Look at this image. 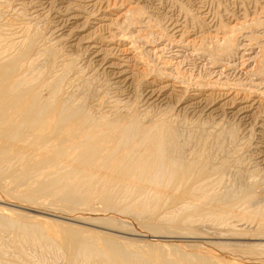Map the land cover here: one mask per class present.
<instances>
[{
	"label": "bare ground",
	"instance_id": "bare-ground-1",
	"mask_svg": "<svg viewBox=\"0 0 264 264\" xmlns=\"http://www.w3.org/2000/svg\"><path fill=\"white\" fill-rule=\"evenodd\" d=\"M10 1L0 0V204L21 210L0 206V264H31L6 245L44 239L65 264H264V42L246 59L256 82L228 73L238 33L264 29V0L253 2L260 16H217L218 27L180 6L170 36L132 0ZM140 22L162 34L145 47L168 36L211 78L186 79L177 57L151 65L156 47L142 53L133 39ZM130 230L156 241L117 236Z\"/></svg>",
	"mask_w": 264,
	"mask_h": 264
},
{
	"label": "rangeland",
	"instance_id": "rangeland-1",
	"mask_svg": "<svg viewBox=\"0 0 264 264\" xmlns=\"http://www.w3.org/2000/svg\"><path fill=\"white\" fill-rule=\"evenodd\" d=\"M12 2H13V0H11ZM10 1V2H11ZM133 2H135V3H138L139 2V4L138 5H140L139 7H141V6H143V7H145L150 13H149V15L150 14H152L153 16H154V19H156V20H159L158 22H160V24L159 25H161V26H163V29H164V27H166L167 28V31L165 30V32L164 33H168V35L170 36V33H171V35H173L175 32H171V29L173 28V26H171L172 25V23L175 21V20H177V19H179V12H180V6H182V7H187V8H185V9H187V10H189L190 9V11H194L195 10V13L197 12V10H199L200 11V14H199V16H201L202 15V17L205 15V14H207V15H205L206 16V19H205V21L208 23V24H210V26L211 25H216L217 27H218V24H219V21L221 20V18H222V21H224L223 19H227L225 22L227 23V24H229V23H232V24H234L233 22H230V21H228L229 19H228V15L231 13V14H233L232 16H237V18H239L240 17V19H241V21H245V20H250L249 18H251L250 16H252V14L255 12V13H257V14H253V16L255 17H258V16H260V14H261V12L258 10V9H256V7H258L259 8V5H260V3L258 4V5H256V3H253V2H255V0L253 1L252 0V2H250L251 0H241V1H243V4L241 3V1L240 0H222L223 1V3H222V1L221 0H211V1H209V0H176V3L177 4H175V3H173L171 0H132ZM214 2V4H212L213 2ZM218 1H220L221 2V4H219L218 5V3H220V2H218ZM259 1V0H258ZM11 2V3H12ZM226 2V3H225ZM234 2H235V4H237V5H235L234 4ZM237 2V3H236ZM248 2V3H247ZM256 2H257V0H256ZM217 3V4H216ZM201 4V5H200ZM245 4V5H244ZM252 4V5H251ZM220 5H223L222 7L220 6ZM227 5V6H226ZM240 5V6H239ZM45 6V5H44ZM47 6H49V5H47ZM221 8H220V7ZM238 6V7H237ZM254 6V7H253ZM204 9H202V8ZM210 7V8H209ZM224 7H226V9H227V11L229 12H227L226 11V13H225V10L226 9H224ZM250 7V8H249ZM50 8H51V6H50ZM189 8V9H188ZM199 8H201V9H199ZM220 8V9H219ZM244 8H246V10L247 11H244ZM207 11H206V10ZM209 9V10H208ZM232 9V10H231ZM224 10V11H223ZM234 10V11H233ZM242 10H243V12H242ZM252 10V11H251ZM204 11V12H203ZM209 11V12H208ZM231 11V12H230ZM154 12V13H153ZM206 12H208V13H206ZM211 12V13H210ZM220 13V15H218L219 13ZM246 13V14H243V13ZM260 12V13H259ZM204 15H203V14ZM222 13V14H221ZM240 13H242V14H240ZM250 14V15H248V14ZM210 16H209V15ZM217 14V15H216ZM223 14H227L226 16L225 15H223ZM231 14L229 15V16H231ZM240 14V15H239ZM214 15H215V18H214ZM243 15H245L246 17H249V18H244V16L242 17ZM258 15V16H257ZM217 16H221V18L220 17H217ZM223 16H224V18H223ZM253 17V18H254ZM218 18V19H217ZM244 18V19H243ZM210 19V20H209ZM252 19V18H251ZM212 20H213V22H212ZM216 20V21H215ZM143 22H148V21H143ZM153 22H155V21H153ZM157 22V21H156ZM140 23H142V22H140ZM140 23H138L137 24V27H138V29H135L134 30V35L136 36V34L138 33L139 35H137L136 37H133V39L134 38H136L134 41H135V45L139 48V51L140 52H144V53H146L147 51H149V50H152V49H154V47H156V51H157V53L153 56V54H152V52L150 53V51L148 52V53H146V60L148 61V62H150L151 63V61L150 60H152V62L154 61L155 62V60H159L158 62H160V59H175L176 57H177V60L179 61V62H181V69H183V71L186 73L185 75L187 76H185L186 77V79H188V78H200L201 80H203L204 79V81L205 80H207L208 79V77H210L211 78V76H209L210 74H211V72L210 71H213L212 69H211V66H210V64H207V62H205V60L201 57V56H199V55H191L192 53L189 51V50H185V49H183L182 47H180V46H176V45H174V44H172V43H170L171 41H169L168 40V36L166 37V35L163 37V38H165V39H162V40H156V42H154V43H152V47L151 46H148V48L147 47H145L146 46V39L147 40H150L149 38H148V36L149 37H151L154 33H155V38H160V37H162L161 35L162 34H158V32H155V31H150V30H152V27L154 26V25H156V23H152V24H148L149 26L147 27L148 28V30H147V28L146 27H144V23H142V28H140ZM250 23V22H249ZM151 25H153V26H151ZM168 26V27H167ZM170 26H171V28H170ZM136 27V28H137ZM190 27V26H189ZM146 28V29H145ZM165 28V29H166ZM168 28H170V30L168 29ZM142 29L144 30H146V32H145V30H144V33H145V35H144V33L142 32ZM192 29V28H191ZM257 29V28H256ZM254 30L253 31V29H250V31L248 30H245L246 31V33H248V34H246L245 32H240V33H238V35H237V39H236V43L234 44L235 46H234V48H236L237 47V45H238V48L241 46H243V45H245L244 47H242L241 49H245V51H243V50H241L240 48V51H236L237 53H235L233 56H232V58L230 59V61L232 60V63L233 64H231V65H235V67L234 68H232V70H231V72L229 71L228 73H229V75H230V77H232V79L231 78H229L232 82L234 81L235 82V80L236 81H238V79H240L239 81L241 82V81H243L244 83H248V82H256V79L251 75V73L252 72H250V71H253V62L251 63V62H247L246 61V59H248L249 58V56H255L256 54H257V52H258V50H256L257 49V47H258V45L259 44H262L263 42H264V29L263 28H259V29H257V30ZM67 30V29H66ZM141 31V32H136V31ZM213 30H214V28H213ZM79 31V30H78ZM88 31V30H87ZM136 32V33H135ZM160 32V31H159ZM194 31H192V33H193ZM249 32H250V35H249ZM252 32H256L257 34H255V37L257 38H255L254 36L252 37V39H251V33ZM78 34H74L75 36H78V35H86L87 34V32H85V30H84V32L83 31H79V32H77ZM151 33V34H150ZM143 34V36H146V37H143L142 36V38L143 39H145V40H141L142 38H141V35ZM133 35V36H134ZM179 35V34H178ZM246 35V36H245ZM261 37H260V36ZM138 36H139V40H138ZM177 36V35H176ZM259 36V37H258ZM172 37H174V36H172ZM172 37H170V38H172ZM249 37V38H248ZM77 37H73V39H76ZM244 38V39H243ZM249 40H252V41H250L251 43H252V45H250V44H248V42L247 41H249ZM260 38H261V40H260ZM72 39V40H73ZM151 39H152V37H151ZM167 39V40H166ZM174 39V38H173ZM257 40V41H256ZM259 40V41H258ZM140 41H142V42H140ZM255 41V42H254ZM144 42V43H143ZM257 42V43H256ZM259 43V44H258ZM139 44H141V45H139ZM250 45V48H248L249 46L248 45ZM145 45V46H144ZM248 47H247V46ZM256 45H257V47H256ZM251 46H253V47H251ZM254 47H255V49H254ZM141 48H142V51H141ZM143 48L145 49V50H143ZM148 50H147V49ZM251 48H252V50H251ZM168 49V50H167ZM81 50V49H80ZM79 49H77V50H75L74 51V53L75 54H78L79 52V54L78 55H80L81 53V55H82V57L84 56L83 54H86L87 55V53H84L82 50L80 51ZM250 50V51H249ZM78 51V52H77ZM249 51V52H248ZM242 52V54L244 55V53L245 52H247V53H245V57H244V59H243V56L242 55H240L239 53H241ZM149 54H151V56H148ZM159 54V55H158ZM239 54V55H238ZM115 55V54H114ZM165 55V56H164ZM167 55V56H166ZM116 56H118V55H116ZM148 56V57H147ZM252 56L250 57V58H252ZM157 57V58H156ZM173 57V58H172ZM242 57V58H241ZM84 58V60L85 61H87V58H86V56H84L83 57ZM150 58V59H149ZM160 58V59H159ZM200 58H202L201 60H199ZM91 58H89V60H90ZM242 59V60H241ZM81 59H77L76 60V64H79V61H80ZM177 60H175V61H177ZM184 60V61H183ZM91 61H94V59L93 60H91ZM174 61V60H173ZM188 61V62H187ZM242 61H244L246 64H242V63H244V62H242ZM151 63V65H153V64H155V63ZM234 63H238L237 64V66H236V64H234ZM183 64V65H182ZM242 64V66H240V65ZM82 64H80V66H81ZM250 65V66H249ZM183 66V67H182ZM195 66V67H194ZM252 66V67H251ZM185 67V68H184ZM241 67V68H240ZM246 67V68H245ZM251 67V68H250ZM238 68V69H237ZM247 68H249V69H247ZM204 69V70H203ZM250 69H252V70H250ZM217 71H220L221 70V68H218V69H216ZM247 70H249V71H247ZM246 71V72H245ZM235 72V73H234ZM240 72V74H238ZM201 73V74H200ZM231 73H232V75H231ZM99 74H100V72H99ZM244 74V75H243ZM192 75V76H191ZM207 75V76H206ZM196 76V77H195ZM202 76H203V78H202ZM216 77L217 75L216 74H214L213 75V77ZM234 76V77H233ZM249 76V77H248ZM248 77V78H247ZM253 77V78H252ZM193 78V79H194ZM236 78V79H235ZM250 78V79H249ZM242 79V80H241ZM248 79V80H247ZM248 81V82H247ZM251 82L250 83H248V84H251ZM176 96L174 97V99L172 98L171 100H170V102H171V105H172V107H174V110H176V105H177V102H176ZM173 109V108H172ZM232 110H227L226 111V113H230ZM210 112H208V114H209ZM213 115H210L209 116V118L211 119V118H213L212 117ZM231 116V115H230ZM231 120V122L233 123V121H235V120H233V117H232V119H230ZM255 122V121H254ZM254 122H252V124L251 125H253L254 124ZM249 123H251V121L249 122ZM248 123V124H249ZM205 135V134H204ZM203 135V136H204ZM251 144H253V141H251ZM252 149H251V147H249V146H247V148H245L244 149V151L246 152V154L247 153H249L248 151H251ZM0 206L1 207H7L8 209H13V210H15V211H19V210H21L20 208H16V207H14V206H12V205H1L0 204ZM27 213L29 214V215H35V216H42V215H40V214H38V213H35V212H29V210H27ZM44 218H48V220L49 221H58V222H60V223H64V225L65 224H68V225H71V226H75V227H81V228H83V229H86V230H93V232H95V233H97V234H100L101 232H100V229H97V228H95V227H92V226H87V225H81V224H79L78 222H76V221H68V220H64V219H62V218H54V217H48V216H43ZM119 218V217H118ZM127 218V217H126ZM125 218V220L126 221H128V222H131L132 224H134L132 221H131V219L129 220V217H128V219H126ZM131 218V217H130ZM120 220V219H119ZM132 220H134V219H132ZM137 233V234H142L143 236H145V235H149V234H147V233H142V232H138V231H128V232H126V233H128V234H124V233H118V235L117 236H120V237H124V238H128V239H133V240H139V239H141V240H139L137 243H139V244H141V245H146V243L148 242V241H156V240H154V239H152V238H146V237H138V236H136L135 234H133V233ZM2 233V232H1ZM7 234V235H6ZM5 234V232H3L1 235V237H3V239L5 238H8L9 239V241L8 242H10V238L12 237V235L10 234V233H6ZM10 234V235H9ZM123 234V235H122ZM4 235V236H3ZM9 235V236H8ZM7 240V239H6ZM7 241H6V243H8ZM9 244V243H8ZM27 244H29V245H27ZM7 246V248H8V251H12V253H15L14 254V256L15 257H18L19 258V255H23L24 256V253H27L28 254V259H29V261H30V263L31 264H65V261L62 259V257H60V255H59V253L58 254H56V253H54L53 251H52V249H51V247L53 248V246L54 245H52L51 243H49L48 241H47V239H44L41 243H38V244H30V243H26L25 245H24V247L21 249V250H19V251H16V252H14V250L15 249H13L12 250V248L13 247H11L10 245H6ZM5 246V247H6ZM11 249V250H10ZM25 257V256H24ZM17 264H25L24 262H23V260H22V258L20 259H18V261H17ZM66 264H67V260H66Z\"/></svg>",
	"mask_w": 264,
	"mask_h": 264
}]
</instances>
